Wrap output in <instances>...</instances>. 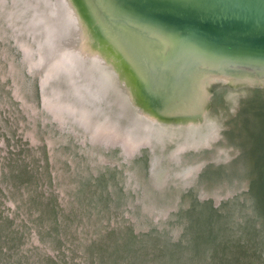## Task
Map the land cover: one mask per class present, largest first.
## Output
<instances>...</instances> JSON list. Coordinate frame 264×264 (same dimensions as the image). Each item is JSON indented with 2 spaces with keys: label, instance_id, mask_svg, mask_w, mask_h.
Returning <instances> with one entry per match:
<instances>
[{
  "label": "rangeland",
  "instance_id": "374dc122",
  "mask_svg": "<svg viewBox=\"0 0 264 264\" xmlns=\"http://www.w3.org/2000/svg\"><path fill=\"white\" fill-rule=\"evenodd\" d=\"M7 2V9L12 8L13 0ZM4 10L0 7V67L4 78L23 80L29 77L18 72L21 56L15 46L22 36L16 27L4 24ZM36 76L31 92L37 101ZM5 95L2 85L0 153L1 147L15 150L14 115L22 116L17 103L6 104ZM237 102L220 138L211 146L186 149L177 160L169 154L178 147L177 140L168 139L163 148L144 142L127 157L121 147H92L89 131L72 122L56 121L60 128L56 130L46 112L41 115L46 127L20 118L28 124L22 129L34 143L42 144L39 139L49 137L55 144L49 150L43 145L31 149L27 159L7 164L10 170L4 164L5 183L12 196L19 195L12 198L16 211L26 218L27 231L41 229L36 223L47 228L75 264H107L117 255H123L125 264H264V93L256 88ZM104 110L92 120L103 119L107 112L116 118L111 108ZM221 151L229 152L227 157L219 158ZM160 153L164 182L156 184L151 178V186L146 177L150 178L153 157ZM34 154L40 155L41 166ZM195 163L201 170L192 180L177 175L179 167ZM139 231L148 242L135 245ZM108 248L111 252H106ZM28 254L29 261L22 263L37 264Z\"/></svg>",
  "mask_w": 264,
  "mask_h": 264
},
{
  "label": "bare ground",
  "instance_id": "6f19581e",
  "mask_svg": "<svg viewBox=\"0 0 264 264\" xmlns=\"http://www.w3.org/2000/svg\"><path fill=\"white\" fill-rule=\"evenodd\" d=\"M7 3L0 0L4 24L16 27L22 36L16 40L23 52L16 67L21 66L20 73L26 68L33 74L32 79L13 77L16 94L23 93L18 97L37 114L28 94L39 75L44 111L50 119L86 128L92 143H119L129 156L144 142L161 148L168 139L177 140V149L169 153L174 160L188 148L211 146L221 137L229 111L237 108L240 97L256 88L264 93V66L227 62L151 27L130 23L122 27L125 15L129 16L125 0H13L10 9ZM109 20L125 29L126 40L114 34ZM159 60L165 62L163 78L186 75L185 92L169 109L155 108L145 97ZM104 108H111L116 118L107 112L103 119L92 120L91 116L104 114ZM228 153L221 151L219 158ZM161 156L152 160L151 178L156 184L165 178ZM198 163L179 167L177 175L192 180L200 169Z\"/></svg>",
  "mask_w": 264,
  "mask_h": 264
},
{
  "label": "water",
  "instance_id": "95a60500",
  "mask_svg": "<svg viewBox=\"0 0 264 264\" xmlns=\"http://www.w3.org/2000/svg\"><path fill=\"white\" fill-rule=\"evenodd\" d=\"M124 4L128 8H125L126 11L129 13V16L125 15L126 19L123 24L121 23L124 28V25L128 23L138 27H151L155 33L169 35L182 45H195L206 53L214 54L227 62H245L264 66V0H125ZM94 17H97V15H94ZM108 22L114 34L117 33L119 36L124 37V40L127 39V32L124 28H119L110 20ZM109 29L112 30L110 27ZM153 42L151 40V43ZM15 44L20 52V60H22L23 52L16 42ZM188 50L189 52L193 51ZM192 60L194 59L192 58ZM8 64L7 62L5 63L6 67ZM164 67L165 62L162 63L159 60L154 63V69L149 81L151 85L145 89V97L147 96L153 107L169 109L178 103L176 101L177 98L181 96L182 92H185L186 75L172 73L171 76L163 78L160 71ZM25 71L27 77H33V74L28 69L25 68ZM36 78L38 79V100L34 99L32 92L28 96L38 105L37 114L18 97L15 92L14 79L10 76L4 78L2 67H0V87L2 89V85L4 86L6 104H10L9 100L14 104L17 103V110L23 116L14 115L16 128L12 134L13 139H16L15 150L8 151L7 148L1 147L4 152L0 153V264H24L22 261H29L31 257V254H28L29 252L36 258L35 262L37 264H75L70 253L64 248L58 247L56 238L47 228L36 223L41 229L36 228L35 233L27 231L26 227L28 225L24 222L26 218L21 217V213L16 211L18 208H16L17 205L12 198H19V195L12 192V196L8 184L5 183L4 164L6 167L10 162L27 159L30 150H37L41 145L46 150L52 149L53 145H55L50 143L49 137L39 139L43 142L42 144L34 143L33 140H30L29 134H25L26 128L22 129L28 124L21 121L20 118H25L29 123H37L36 125L40 122L45 126L44 119L41 117L43 113L45 114V107L40 76L37 75ZM20 122L23 123L21 128ZM51 124L59 131L60 128L57 126L56 121ZM90 142L94 148L104 147L110 149L112 147H121L124 150L123 145L119 143L106 145L100 142L92 143L91 140ZM18 146H22V148L17 149ZM88 151L91 152L90 150ZM124 153L127 157H130L125 151ZM34 155L39 157L41 166L40 155ZM97 159L102 160V157L99 155ZM29 168L32 169L31 167ZM7 169L10 170V167ZM139 175L140 177L143 176L142 174ZM25 176L32 177L30 174H25ZM146 179L149 182L148 184H150L151 171L150 178L146 177ZM34 180L37 179L35 178ZM156 187L159 190L165 188L158 185ZM62 191L66 193L65 189ZM60 198L63 197L60 196ZM128 219L135 224L132 218L128 217ZM47 225L49 226V224ZM137 233L141 235L143 232L139 231ZM119 262H121L120 264H125L122 260L117 261V258H109L107 264H117Z\"/></svg>",
  "mask_w": 264,
  "mask_h": 264
},
{
  "label": "trees",
  "instance_id": "16d2710c",
  "mask_svg": "<svg viewBox=\"0 0 264 264\" xmlns=\"http://www.w3.org/2000/svg\"><path fill=\"white\" fill-rule=\"evenodd\" d=\"M141 236H142V237H141ZM141 236H139V237H137V238L135 239V245H140L142 242H146V243L148 242L147 239H146V236H147V235H146L145 233H142ZM142 238L144 239V241H143ZM125 240H126V239H124L123 241H125ZM125 243L129 245V243H128L127 240L125 241ZM120 248H121V247H120ZM127 248H128V247H127ZM118 249H119V248H118ZM157 249H158V248H157ZM157 249H156V250H157ZM110 250H111V249L108 248V250H107L106 252H111ZM159 251H160V249H159ZM148 253H150V252H146L145 255H147ZM110 254H111V253H109V255H110ZM112 258H117V261H118V260H122V261H124L123 255H117V256L112 257ZM162 260H163V258L161 259V261H162ZM170 262H171V261H167L166 264H170Z\"/></svg>",
  "mask_w": 264,
  "mask_h": 264
}]
</instances>
